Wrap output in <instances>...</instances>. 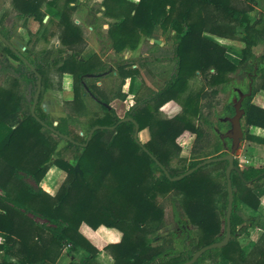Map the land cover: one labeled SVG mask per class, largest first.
Returning <instances> with one entry per match:
<instances>
[{"label":"trees","instance_id":"16d2710c","mask_svg":"<svg viewBox=\"0 0 264 264\" xmlns=\"http://www.w3.org/2000/svg\"><path fill=\"white\" fill-rule=\"evenodd\" d=\"M11 2L16 12L14 25L30 15L44 24V5L57 18L59 39L65 48L54 62H60L57 71L61 76L72 74L74 97L67 102L71 110L57 125L40 105L41 94L36 116L33 115L35 96L26 103L18 81L24 77L25 70L37 82L38 72L46 85L47 65L31 58L32 51L24 53L11 45L12 31L0 26L4 49L20 62L18 67L8 65L18 75L12 77V87L0 84V237L4 239L0 241V264H56L65 250H83L85 255L80 264H180L189 261L201 247L223 240L221 232L223 227L226 229L229 203L226 176L229 161H214L181 179L171 178L207 159H197L202 156L201 148L208 135L205 125L216 133L215 150H222L214 157L228 154L223 150L227 141L231 147V140L222 137L220 131L225 122L222 118L234 114L236 101L225 104L216 125L204 112L202 100L228 88L230 96L238 99L239 90L248 91L250 80H253V92L243 101L245 138L264 144V138L250 132V126L264 128V108L252 102L255 92L264 90V54L253 52V46L264 42V10L256 12L258 0H139L137 3L104 0L103 14L116 19L109 22L106 34L116 52L137 48L143 38L152 37L157 25L170 31L174 43L171 59L175 60V66L170 78L162 88L152 91L126 112L124 117L133 120H122L124 117L110 105V100L123 96L121 92L109 97L88 82L89 78L98 80L109 70L103 71L104 64L96 54L82 56L83 32L72 17L77 8L72 2L77 4L78 0ZM207 33L229 39H237L241 34L245 45L240 61L230 60L225 46ZM131 64L129 59L117 63L121 83L139 72ZM198 74L204 78L203 86L189 89L190 80ZM37 87L38 84L34 94ZM209 87H212L210 91ZM86 94L101 106L103 113H94L83 137L73 126L80 122L78 114L87 110ZM178 104L180 110L172 114ZM208 106L211 104L205 103ZM161 110L169 113V117L162 116ZM134 120L140 131L144 128L150 131V139L143 144L135 138ZM95 126L101 127L88 140ZM185 131L195 134L193 159L189 167L177 170L172 168L171 161L182 150L177 140ZM61 140L66 145L59 148ZM64 150H71L73 157H63ZM53 165L67 175L58 191L50 194L40 182ZM234 166L231 180L237 189L231 215V240L223 247L205 251L193 264H199L214 250L222 256L216 264H264V236L250 251L242 248L236 239L247 233L239 214L242 204L253 209L260 207L264 166H247L240 171L237 159ZM30 178L34 183L28 181ZM160 195L172 198L178 227L165 234L158 233L166 226ZM178 205L188 221L179 215ZM221 208L226 210L224 224ZM32 215L51 224L39 223ZM83 222L94 229L116 230L120 238L99 249L80 231ZM188 224L199 229V233L194 235ZM179 230L186 233V238L192 236L190 243H186V238L182 241L180 249L175 244ZM103 252L109 254L107 260H99Z\"/></svg>","mask_w":264,"mask_h":264},{"label":"rangeland","instance_id":"374dc122","mask_svg":"<svg viewBox=\"0 0 264 264\" xmlns=\"http://www.w3.org/2000/svg\"><path fill=\"white\" fill-rule=\"evenodd\" d=\"M43 8L45 9L46 5H44L42 9ZM15 14L16 12L14 11L11 0H0V26L5 27L7 30L12 31L10 43L21 52L26 53L29 50L32 51L31 58L33 59L38 58L43 63H45V65H47V76H46L47 83L46 85L42 84V87H41L40 105L42 106L44 111L47 113L49 120L52 121L54 125H57L60 119L62 117H65L66 114L71 110V107L70 105L67 104V102L71 101L74 97V92H72L73 91V82H72L73 80L66 79L64 77L65 73L61 76L59 71H57V68L60 65V62H57V63L54 62L55 59H58L60 50L64 49L65 46L62 44L63 45L62 47H57L56 46L57 41H54L52 39L53 37L47 43H45V41H40L41 36H39L43 32V34L41 35L48 37L50 35L51 27H57L56 25L57 19L56 18L52 19L51 17L48 19L47 15H45L44 17L45 22L44 24H41L38 20L34 18L33 15H30L28 17H25L19 20L14 25L13 16ZM103 16L105 15L103 14ZM105 17H109V16H105ZM32 19L36 20V22H38V25H39V29L36 33H32L31 32L32 30L30 28L28 29V33L20 30V27H33L34 24H33ZM104 20H105L104 17H100V21L98 23L101 25V22ZM113 21H116V19L113 18ZM113 21H110V22H113ZM29 23H30V26H28ZM75 23L77 24V22ZM157 27H160V25H157ZM92 35H94V37L97 38L95 31L93 32ZM240 36L241 35H239V37ZM58 39H59V35H58ZM59 41L60 39L58 40V42ZM86 43L89 44L88 41H84L83 44L81 45L83 48L82 56L89 57L93 54H96L101 59L102 63L104 64L103 71L109 70V72H105V74H103L98 80L89 78L88 82L90 84H94L98 86L100 90L105 92L109 97H112L114 93H119V92L122 93V89L124 87L123 84L125 83L126 79L124 80V83H121L122 79L120 78L118 70H117V63L124 59L122 58L118 59L119 56H114V54L111 52V50L113 51L114 49L111 48L110 46L111 42L107 38V35H106V42L104 43V45H101V44L97 45L98 47L97 49H99L98 51H94L93 48L91 47L88 48L89 51L91 52L94 51L93 53H90V52H89L90 54L84 53ZM173 45L174 43L172 44V46L165 48V47H160L159 45H155L154 43V45L150 47L149 49L150 51L147 57L142 56L140 54L137 57L138 61L136 63L131 64L132 68L137 69L139 71L136 75L139 77H138V90L135 96L126 98L128 94H126V97H125V95L122 93L123 96H116L115 98L110 100V105H112L111 102L116 98H120L122 101L126 100L124 108L118 107L120 111L119 112L120 115L125 116L124 115L125 112L128 111L132 107V105H137V102L139 100L143 99L146 95H148L152 91L159 90L166 84L175 66V60L171 59L173 55ZM105 48L107 49V51L104 53L103 57L101 58L99 53H102V51ZM4 57L6 60L3 59ZM155 58H158V60H156ZM116 59L118 60L114 61ZM112 61H114L113 67L110 65ZM0 64H1L0 65V84L7 88L12 87V81H11L12 77H15L18 75L15 74V72L8 65L12 64L13 66L18 67L20 62L14 57H12L8 53V51L4 49V44L1 39H0ZM24 72H25V75L24 77L19 78L18 85L23 95L25 96L26 103H29L32 97L35 96L34 90L36 89L38 82L35 80V78L32 75L28 74V72H26L25 70ZM115 72L117 74H114ZM232 75L233 77L237 76L234 74ZM203 84H204V78L201 74H198L190 80L188 84V88L191 90H197V89H200L203 86ZM211 89L212 87H209L208 91H210ZM230 95H231V91L228 88V90L224 92H220L217 95H212V96L210 95L206 99L202 100L204 112L209 115L210 119L216 125L219 124L218 113L223 112L225 104L228 103L229 101H237V98L235 96L231 97ZM84 100L87 106V110L78 114L80 122L76 123L73 126V129L79 135L86 137L87 129H85V126L89 122L90 118L94 116V113L102 114L103 110L101 106L97 104L91 98L90 95L86 94L84 96ZM205 103H210L211 106L205 107ZM177 110H180L179 104H178V108L172 114L176 113ZM229 115L230 114H228L227 116ZM162 116L169 117V113H167L166 111H162ZM204 127L208 131V135L205 141H203L205 142V144H204V147L201 148L202 156L197 159L214 157L215 155L222 152V150L221 151L215 150V143H216V138H217L216 133L210 127L206 125ZM229 128H230V123L226 121L224 122L223 129L220 132L225 133ZM140 132H141L139 133L140 140L143 143L147 142L151 137L149 129L144 128ZM194 139H195V134L192 133L191 131H185L178 137L177 141L181 145L182 150L180 154L171 161L172 168L177 169V170H182L190 166L191 160L193 159V153H194L191 151L192 145L194 143ZM229 143L230 141H227V148L223 150L227 152L228 154L230 153V148H231ZM65 145H66V142L64 140H61L58 147L62 148V147H65ZM241 147L242 146H240L239 150L235 154V159L238 160V169L240 171L245 169L247 165H249L246 162L248 158H246L242 154H239ZM244 147L245 146H243V148ZM244 149H246V147ZM246 151L247 149L245 150V152ZM62 155L66 159H71L73 157V153L71 150H64ZM211 167L213 166H210V168ZM155 171H156V174L160 173L157 168H155ZM222 179L224 180V178ZM64 180L61 182L63 183ZM28 181L34 183L33 182L34 180L32 178H30ZM233 188L234 190L237 189L236 187H233ZM262 188L264 189V184L262 185ZM159 201L165 207L166 226L162 228L161 230H159L158 233L165 234V233H168L170 231L177 229L178 227L175 221L172 198L168 196L160 195ZM176 202H179V201L177 200ZM177 209H178L177 211L179 212V215L183 219L188 221V218L186 217L184 211L179 205ZM224 211L226 210L224 208L223 209L221 208L220 213L222 216V224H224V220H225ZM239 214L244 219V225L246 227L247 233H243L237 236L236 239L242 248L243 247L247 248V250L250 251L257 242L262 241L263 236H264V204L262 203V200H261V204L258 209H253L246 204H242L239 210ZM32 216L37 221L38 219H41L42 222H39V223L48 224V225L51 224L50 222L46 221L43 218H40L39 216H35V215H32ZM188 227L191 229L194 235H197L199 233V229H197L193 225L188 224ZM221 234L224 235L223 237L226 236L225 227L222 228ZM149 237H153V236L150 235ZM185 238H186V233L183 232L182 230H179L178 238L175 243L179 249L182 245V241ZM191 239H192V236L186 238L185 240L186 243H190ZM154 243L157 244L158 242H154ZM84 255L85 253L83 250H79L75 252H68L67 250H65L63 254L61 255V257L59 258L60 261H57L56 264H70L71 261H73L74 264H80V261L84 257ZM221 259H222V256H220L219 252L217 250H214L211 252V255H207L203 257L199 264H216V262Z\"/></svg>","mask_w":264,"mask_h":264},{"label":"crops","instance_id":"0c3cea01","mask_svg":"<svg viewBox=\"0 0 264 264\" xmlns=\"http://www.w3.org/2000/svg\"><path fill=\"white\" fill-rule=\"evenodd\" d=\"M129 1L137 3L139 0H129ZM103 2L104 0H78L77 4L72 2V4L76 5L77 7L76 10L73 12V16H72L73 20H75V22H77L78 25L82 26L80 28L82 29V32H83L84 41H88L89 43V44L86 43V47L84 50L85 54H90V53H93L94 51H98L99 49H97L98 48L97 45L99 44L104 45V43L106 42V34L108 31V25H109L108 23L110 21H113V18L103 16V9H104ZM255 8H256V12L263 11L264 10V0H258V4ZM42 10L45 12V15H47L48 19L50 17L51 18L53 17L50 11L47 9V5H46V8L45 9L43 8ZM100 17H104L105 19L104 21L101 22V25L98 23L100 21ZM32 21L34 24L33 27H20V30L28 33V29L30 28L32 30V31L30 30L32 33H36L39 29V25H38V22H36V20L32 19ZM28 26H30V23ZM94 31L96 33L97 38L94 37V35H92ZM41 34H43V32ZM41 34L39 35L41 36L40 41H45V43H47L53 37L52 39L54 41H57L56 42L57 47L63 46L60 41L58 42L59 27H51L50 35L48 37H45L44 35L42 36ZM207 35L213 38L214 40L218 41L223 46H225L226 55L230 60H232L235 63H238L240 61V59L242 58L241 49L245 45L244 42L240 39V37L242 36L241 34H239L241 35L240 37L238 35L239 38L237 39L223 38V37L213 35L210 33H207ZM154 43H156L160 47H165V48L172 46L173 41L170 38V31L163 30L162 27H155L152 37L143 38L141 42L139 43V45L137 46V48L125 49L121 52H116L115 50L113 51L111 50V52L114 54V56H119L118 59L119 58L129 59L131 63H136L138 61L137 57L140 54L145 57L148 56L149 51H150L149 49L150 47H152V45H154ZM89 47L93 48L94 51L93 52L89 51L88 49ZM106 51L107 49L105 48L102 51V53H99L101 58L103 57ZM253 52L256 55L264 54V42H260L256 44L255 46H253ZM118 59L114 61H117ZM114 61H112L110 64L112 67H113ZM114 74H117V73L115 72ZM64 77L66 79L73 80V77L70 73H65ZM138 77L139 76L126 78L125 83L123 84L124 87L122 89V93L125 95V97H126V94H128L126 98L135 96L138 90ZM252 102L264 108V90L262 89L257 90L253 96ZM125 103H126V100L122 101L120 98H116L111 102L112 104L111 106L116 109V112L118 113L120 117H124V116L120 115L119 113L120 111L118 107L124 108ZM250 132L258 137L264 138V128L263 127L250 126ZM241 146L242 147L239 151V154H242L246 158H248L246 162L249 165L247 166H255V167L264 166V144L263 143H259L255 141H248L245 138L243 142L241 143ZM243 146L246 147L247 149L246 152H245L246 149H244L245 147L243 148ZM65 177H66V172L62 169H59L56 165H53L49 169L47 175L40 182V186L43 189H45L47 192H49L50 194H55L58 191L62 183L61 181H63ZM260 198L262 200V203L264 204V189H263V192ZM38 222H42L41 219H38ZM80 231L91 242H93L99 249H103L109 242L116 241L120 238V233L116 230L105 229V228L94 229L85 222L81 224ZM0 241L3 242L4 239L0 237ZM108 257H109V254H107L106 252H103L99 257V260H107ZM58 261H60V259H58Z\"/></svg>","mask_w":264,"mask_h":264},{"label":"water","instance_id":"95a60500","mask_svg":"<svg viewBox=\"0 0 264 264\" xmlns=\"http://www.w3.org/2000/svg\"><path fill=\"white\" fill-rule=\"evenodd\" d=\"M31 68L34 71H36L35 67L33 65H31ZM36 73L38 75V87H37V91H36V94L34 97V102H33L32 110H31L32 114L35 116H36L35 110H36L37 102H38V99H39V96L41 93V87H42V76L38 72H36ZM252 92H253V80H250L248 91L244 92L242 90H239V98L234 103V109H235L234 114L222 118L223 121H228L231 125L230 128L225 133L222 134L223 137H227L231 140L230 153L227 155H224L222 157H210V158L204 159L201 163L197 164L195 167L189 169L185 173L171 178L172 180L181 179L182 177L193 172L195 169L200 168L201 166H205L207 164H210L211 162H214V161H218V160H228L229 161V165H228V168L226 170L228 196H229V203H228V209H227V215H226V222H227V224H226V236L221 241L214 242V243H211L209 245L201 247L199 250H197L194 253V255L192 256V258L189 261L184 262V263H180V264H193L205 251L212 249V248H219V247L225 246L226 244H228L229 240L232 237L231 215H232L233 205H234V191L235 190L233 188V184H232V180H231V173H232V170L235 168V166H234L235 154L237 153V151L239 150V148L241 146V143L245 139V129H244V125H243L245 109L243 108V101L246 97L251 96ZM128 119L133 120L132 117L122 118V120H128ZM134 122L136 124L135 138L138 140L139 143L143 144V142L139 138V133H140L139 124L135 120H134ZM100 127L101 126H95L91 130L89 137H88V140L91 139L93 132L97 128H100ZM110 128H114V126H111ZM161 167L163 169H165V167L163 165H161ZM166 173H168L167 170H166Z\"/></svg>","mask_w":264,"mask_h":264},{"label":"flooded vegetation","instance_id":"af4514ba","mask_svg":"<svg viewBox=\"0 0 264 264\" xmlns=\"http://www.w3.org/2000/svg\"><path fill=\"white\" fill-rule=\"evenodd\" d=\"M225 122H226V121H225ZM230 126H231V125H230ZM217 130H218V129H217ZM218 131H220V130H218ZM220 133H221V132H220ZM222 134H223V133H221V136H222ZM222 137H223V136H222ZM224 138H225V137H224Z\"/></svg>","mask_w":264,"mask_h":264}]
</instances>
